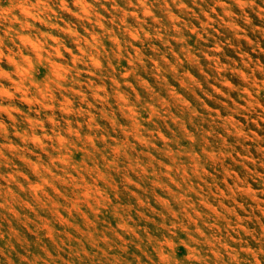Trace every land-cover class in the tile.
I'll use <instances>...</instances> for the list:
<instances>
[{"label": "clouds", "instance_id": "obj_1", "mask_svg": "<svg viewBox=\"0 0 264 264\" xmlns=\"http://www.w3.org/2000/svg\"><path fill=\"white\" fill-rule=\"evenodd\" d=\"M78 2L72 0V4ZM85 3L92 5L91 23L84 21L91 27L86 28L87 31L75 28L81 38L79 49L83 51L75 44H46L40 53L41 63H36L35 55L29 52L27 55L31 56L35 66L32 78L23 82L16 78L19 93L9 86V96L15 99L4 97L0 91V112L8 109V114L12 115L17 110L23 112L11 102L17 101L26 89L27 99L32 101L28 105L32 114H25V119L37 125L32 127L25 123L28 127L22 134L28 142L19 147L27 150L24 155L29 163L36 166L39 176L33 181L25 172L28 182L19 180L23 191L15 188L13 191L21 200L24 195H30L37 202L46 204L65 223L72 224L74 217L94 223L92 214L108 210L107 207L100 209L98 202H113V196L108 194V185L115 183L119 189L122 181L123 187L141 204L145 203L143 196L151 191L153 196L147 201V206L154 207L153 200L166 203L173 213L172 219L184 226L183 233L186 234L176 230L172 239V244L177 245L179 251L160 240L150 247L154 255L146 256L149 264H160L162 257L167 258V264H180L181 259L188 264H219L221 259L222 264H230L231 254L236 251L242 237L238 232L233 234L234 227L228 222L240 218L241 210L247 211L241 199L232 197L242 191L258 192L259 189L254 180L241 183L244 178L237 168L232 169L235 178L232 182L211 170L218 167L209 159L217 151L212 131L205 125L207 135L203 137L204 144L193 128L207 112L213 113L211 118L219 115L220 121L229 118L228 114L220 113V109L209 103L205 83L198 80L197 72L187 69L185 58L175 47L179 40L175 34L182 30L185 21L181 10L192 12L193 9L184 0H163L161 8L156 7L155 0H128L127 8L117 5L116 0H105L99 9L95 5L100 4V0H85ZM109 3L111 8L106 6ZM248 3L255 4V0H232L231 3L229 0H217L210 14H204L203 22L213 24L218 18L221 23L228 24L225 15L217 8L230 9L235 4L239 9ZM19 4L28 7L32 16L22 19L17 10V18L21 23L31 24L35 34L46 32L40 21L53 23L63 7L78 11L69 6L68 0H19ZM161 10L171 18L167 36L161 27L162 17L157 14ZM117 12L121 14L119 21L114 15ZM230 14L235 16L238 12ZM128 18L136 21L135 26L129 25ZM150 21L156 26L153 31H149ZM57 26L61 27L62 23ZM216 30L219 33V28ZM152 40L159 42L158 55H143L140 49L144 42ZM56 47L60 49L59 56ZM214 50L223 51L219 48ZM5 55L7 52L0 38V71L7 68L3 60ZM192 55L200 60L198 54ZM73 57H76L75 61ZM114 59L126 66L124 70L116 72ZM211 59L207 52L204 53V60ZM53 64L63 67L62 78L52 75ZM238 70L246 77L249 75L242 69ZM199 71L207 77L211 89L225 97L223 103L235 100L236 94L229 96L224 85H218L212 74L204 71L203 63ZM33 80L39 85L38 92L32 86ZM228 83L234 85L236 82L229 80ZM3 88L4 85L0 84V90ZM261 90L258 83L255 91L243 88L242 92L248 103H255L264 110V103L256 101ZM197 102L200 107H197ZM239 106L243 110L248 104L241 102ZM231 119L243 126V116L238 119L232 114ZM258 122L264 123V118H259ZM149 124L151 128L147 127ZM178 126L192 133L187 141L180 140L179 144L175 142L179 137L174 139L173 136ZM3 127L4 121H0V129ZM238 131L241 137L246 136L251 141L250 131H244L243 127L240 130L229 127L226 132L219 133L221 143H228L229 136L236 135ZM185 143L193 145L187 155L182 152ZM197 144L201 146L196 147ZM0 155H3L2 151ZM220 155L225 156L224 153ZM226 159L239 165L241 153L238 149L228 152ZM254 159H248L245 169L264 175V171L248 166ZM29 171L32 172L31 169ZM35 185L38 187L33 191ZM28 205L33 212L36 211L31 202ZM177 212L182 215H176ZM216 217H223L225 228H220ZM128 230L135 232L131 224H128ZM209 230L215 231L214 238L209 237ZM123 231L125 229L118 226L116 235L121 236ZM135 234L139 236V233ZM172 236L170 233L168 238ZM100 239L96 251L102 258L105 253L113 251L102 241L112 238L105 234ZM85 251H88L87 247ZM140 251L144 252L143 249ZM259 262V255L253 257V264Z\"/></svg>", "mask_w": 264, "mask_h": 264}, {"label": "rangeland", "instance_id": "obj_2", "mask_svg": "<svg viewBox=\"0 0 264 264\" xmlns=\"http://www.w3.org/2000/svg\"><path fill=\"white\" fill-rule=\"evenodd\" d=\"M68 2L69 6L78 11H69L67 7H63L62 12L54 17L53 23L44 24V21H40L46 32L35 34L32 33L31 24L21 23L16 16L17 10L22 19L32 16L28 7L19 4V0H0V38L7 52L3 57L7 68L0 71V84L4 85L0 91L4 97L15 99L9 96V86L15 88L17 93L20 92L16 78L21 82L32 78L31 73L35 71V66L27 53H33L36 63H41L40 53L46 44H75L79 49L81 38L78 37L75 28L87 31L86 28L91 27L84 21L88 20L91 23L89 17L93 9L92 5L85 3V0L73 4L72 0ZM104 2L105 0H100V4H96L95 7L99 9ZM162 2L163 0H155L156 7L161 8ZM184 2L193 11L181 10L185 21L181 26L182 30L175 34L179 37L175 47L185 58L187 69L197 72L198 80L205 83L209 103L213 108L220 109V113L229 116L227 120L220 121L219 115L211 118L213 113L207 112L193 126L195 133L201 138V142L206 144V141H203V137L207 135L204 130L205 125L212 131V139L217 151L210 155L209 159L218 167H213L211 170L218 176L230 178L232 182L235 179L232 176V169L237 168L244 178L241 183L246 184L251 179L259 189L258 192L242 191L232 197V199L237 197L241 199L247 211L241 210L240 218L228 222L234 227L233 234L238 232L242 237L236 245V251L231 254L230 264H253V257L257 255L260 256L259 264H264V175H260L257 171L249 172L244 167L249 158L255 157L248 166L264 171V123L258 122L259 118H264V110L259 109L255 103H248L242 92L243 88H251L255 91L259 83L262 90L256 101L264 103V0H255V4L248 3L239 9L235 4H232L230 9L218 7L217 11L225 15L228 24L221 23L218 18L213 24L203 22L204 14H210L217 0H184ZM231 2L232 0H229V3ZM116 3L124 8L128 6V0H116ZM106 6L111 8L112 5L109 3ZM233 11H237L238 14L231 15ZM157 14L162 17L161 27L167 36L171 29V18L164 15L163 10L158 11ZM114 15L119 21L121 14L117 12ZM58 23H62V26L58 27ZM128 23L135 26L136 21L128 18ZM149 23V31H153L156 26L152 25L151 21ZM97 25H99L98 16ZM158 46V41H145L140 51L143 55L157 56ZM108 47L111 48L113 45ZM215 48L223 51L216 52ZM55 51L59 56V47H56ZM206 52L212 57L210 61L204 60ZM193 53L198 54L200 60L195 59ZM139 58L141 57L137 59ZM73 60L75 61L76 57H73ZM113 62L117 64L116 72L126 67L118 60L114 59ZM133 63L135 64V60ZM201 63L204 65V71L210 72L218 85H224V91L229 96L236 94L235 100L228 104L223 103L225 97L217 95L208 85L207 77L199 71ZM181 67L183 69V66ZM238 69L248 72L249 75L244 76ZM139 70L143 71V69ZM51 71L52 75L60 79L64 69L59 64H53ZM229 80L236 83L230 85ZM32 86L37 92L39 91V85L34 80ZM241 102L247 103L248 107L242 110L239 106ZM11 103L24 113L17 110L15 114L9 115L8 109L0 112V121H4V127L0 129V151L3 152V155H0V205H3L0 207V264H149L146 256L154 255L150 252V247L158 244L160 240H164L169 248H177L179 251L178 246L172 244V239L175 238L176 230L182 234L186 233H183V223L172 219L171 208L166 203L156 200H153L154 207H148L147 201L153 196L151 191L143 196L145 203L141 204L139 199L123 187L122 181L119 189L115 183L108 185V194L113 196V202L106 203L103 200L98 202L100 209L107 207L108 210L101 214L96 213L99 216L92 214L94 223L74 217L73 223L68 224L54 210L44 203L37 202L34 197L24 195L23 200L19 199L16 191H13V188L23 191L19 180L22 179L27 183L26 173L33 181L39 176L35 171L36 166L29 163L24 155L27 150L19 147L20 144L28 142L27 137L22 134L28 127L25 123L31 124L32 127L37 125L25 119V114H32L28 106L32 101L27 99L26 89L17 101ZM197 107H200L198 102ZM232 114L238 119L243 116V126L231 119ZM147 127L151 128L152 125L149 124ZM229 127L237 130L243 127L244 131H250L251 141L246 136L241 137L238 131L236 135L229 136L228 143L222 144L219 133L226 132ZM191 135L192 133L185 132L182 126H178V130L173 134L174 139L179 137L175 139L177 144L180 140L187 141ZM32 139L35 141V137ZM200 146V144L196 145V147ZM192 147L193 145L185 143L183 154L187 155ZM237 149L241 153L239 165L226 159L228 152H235ZM220 153H224L225 156H221ZM37 187L38 185L33 186V191ZM28 202H31L36 209L35 212L29 208ZM176 215L182 213L177 212ZM216 221L220 228L226 227L223 217H216ZM128 224H131L135 232L128 230ZM118 226L125 229L121 236L116 235ZM84 228L90 231H82ZM135 233H139V236ZM170 233H173V236L168 238ZM105 234L112 239H105L102 243L111 247L113 251L105 253L101 258L96 248L97 244L101 243V236ZM215 235L214 230H209L210 238H214ZM181 243L183 244V241ZM86 247L88 251H85ZM140 249L144 252L142 253ZM165 259L167 258L162 257L160 264H167ZM189 259L192 257L190 256ZM180 264H188V262L181 259ZM219 264H222V259Z\"/></svg>", "mask_w": 264, "mask_h": 264}]
</instances>
